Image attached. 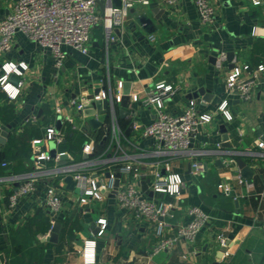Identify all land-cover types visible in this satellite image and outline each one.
Wrapping results in <instances>:
<instances>
[{
	"label": "crops",
	"instance_id": "1",
	"mask_svg": "<svg viewBox=\"0 0 264 264\" xmlns=\"http://www.w3.org/2000/svg\"><path fill=\"white\" fill-rule=\"evenodd\" d=\"M15 1L0 0V20L11 12ZM210 4L215 11L212 24L201 21L191 0H179L175 7L157 2L136 4L125 25L113 30L114 41H108L103 27H97L91 31L86 55L63 46L67 58L60 69L47 51L22 33L15 34L11 51L0 53V77L5 63L26 67H19L20 76L8 78L12 85L22 81L15 100L0 86V264H88L87 252L94 253V264H264V153L256 147L264 141V74L258 75V84L247 101L235 91L228 93L225 86L233 63L249 65L247 78L258 65H264V5L254 6L250 0H210ZM97 8L102 12L103 4L98 3ZM142 16L150 21L147 29L138 21ZM221 52L226 61L217 69L215 61ZM108 80L113 87L118 81L128 86L126 112L120 113L123 87L115 112L124 136L143 150L153 145L151 139L141 137L153 111L140 102L155 83L166 81L177 89L166 102L169 114L180 115L188 109L212 114L213 120L193 140V148L203 152L199 159L204 174L191 177L187 156L171 160L173 168L184 176L186 190L182 198L164 197L173 204L174 224L188 220L186 213L191 206H206L210 218L195 243L181 241L173 251L152 256L155 238L151 231L130 212L120 210L114 197L80 205L74 190L67 188L65 177L47 171L70 161L63 158L59 163L36 165L32 141L43 139L49 126L63 134L62 129L69 127L76 138L68 144L63 136L61 143L42 144L40 150L65 152L75 162L85 159L84 144L102 142V131L90 123L94 115L90 112L95 111L87 110L82 116L69 103L84 91L87 95L96 93ZM223 100L228 101L229 121L216 110ZM7 105L13 107L14 114L5 122L1 111ZM57 106L60 114L55 112ZM103 108H97L98 112H105ZM133 124L138 127L133 129ZM130 125L132 132L127 136ZM6 126L11 129L2 138ZM222 128L232 149L222 146ZM141 160V171L149 176L157 158ZM237 160L250 168L248 178L241 175ZM26 177L41 182L11 207L9 199ZM45 182L63 192L62 209L56 215L44 206ZM220 184L228 187L227 195L218 188ZM99 219L107 222L101 235ZM55 222L60 231L51 242L47 238ZM219 235L227 239L224 249ZM90 246L91 251H87ZM225 250L229 255L222 258Z\"/></svg>",
	"mask_w": 264,
	"mask_h": 264
},
{
	"label": "built area",
	"instance_id": "2",
	"mask_svg": "<svg viewBox=\"0 0 264 264\" xmlns=\"http://www.w3.org/2000/svg\"><path fill=\"white\" fill-rule=\"evenodd\" d=\"M100 0H16L11 12L0 20V53L11 51V40L16 33H22L40 49L47 51L54 61L57 69L63 66L67 53L62 47L67 46L83 55L88 53L86 45L89 43L91 31L103 27L108 41H114V29L122 28L128 20L129 12L136 4L149 6L153 2L159 5L175 7L179 0H121V5L116 7L112 0H102L103 10L98 11ZM195 5L199 18L204 24H212L215 20V11L210 0H191ZM254 6H263L264 0H250ZM226 61V54L221 52L215 61L217 69L222 68ZM26 69L23 63H5L1 66L3 71L0 77V86L9 99L15 100L22 87V81L16 85L9 83L10 75L20 76L19 70ZM249 65L233 67L226 76L225 86L228 93L237 91L241 100L247 101L252 91L257 86L259 74H264V65H258L247 78ZM123 83L118 81L113 87L110 80L106 85L99 87L96 93L87 95L84 91L78 99H73L69 107L75 112L84 115L87 110H94L93 119L102 131L101 141L105 142L104 148L99 150L93 141L83 145L82 152L85 159L80 162L73 161L65 152L54 154L40 150V145H57L63 140L64 134L53 126L45 129L43 139L32 141L34 159L37 166L45 162H60L65 158L63 166L47 170L50 175L71 176L74 181L76 197L80 205L91 202H101L113 194L117 207L132 214L138 223H144L155 238L152 256L171 252L181 242L193 244L204 229L210 215L200 206H191L187 210L186 222L174 224L172 219L173 204L167 198H182L186 190V181L181 172H177L171 160L177 157L190 158L189 174L199 177L204 174V165L199 157L202 151L193 148L194 138L198 131L213 120L211 113H202L196 109L185 110L180 115H171L166 110V102L177 91L166 81L155 83L146 92L145 98L140 102L143 108L153 111L152 121L143 127L141 137L153 141L150 150H143L138 143L128 140L119 126L115 107L120 101ZM106 101L103 108L105 112H98L97 102ZM228 101L223 100L216 110L226 120H231L227 111ZM57 114L61 107L55 108ZM138 127V126H137ZM133 124V129L137 128ZM1 129V127H0ZM125 143V144H124ZM256 147L264 153V141H259ZM156 157V162L151 167L150 175L143 174L141 158ZM118 186L115 189V181ZM147 181L149 197L141 189L142 181ZM36 177H26L10 197V206L15 207L19 199L27 196L36 189ZM41 182V181H39ZM44 184V206L46 210L56 215L62 209V190L52 183ZM219 189L227 195L229 189L226 185H218ZM161 196L163 198H161ZM98 235L107 227L105 219L97 221ZM219 244L223 249L227 246V239L218 236ZM93 249V247H92ZM91 251V246L87 247ZM93 251V250H92ZM91 256H90V255ZM229 255L222 251V258ZM88 264H94L93 252H87Z\"/></svg>",
	"mask_w": 264,
	"mask_h": 264
},
{
	"label": "water",
	"instance_id": "3",
	"mask_svg": "<svg viewBox=\"0 0 264 264\" xmlns=\"http://www.w3.org/2000/svg\"><path fill=\"white\" fill-rule=\"evenodd\" d=\"M99 3L100 4H103V1L100 0ZM112 4L114 6H116V7H119L121 5V0H112ZM155 9L157 10V8H155ZM138 21H139V23L144 24L145 25L144 26L145 28L148 25H150V21L145 16L140 17L138 19ZM127 87H128L127 85H124L123 86V96H122L121 103H120V105L122 107V110H120L121 115H124L125 114V112H126L125 109L128 106V104H129L128 103L129 102V98H128V92L129 91H128V88ZM200 93L202 94V91H200ZM235 93L237 94V91H235ZM105 106H106V101H104L103 103H101V102H97L96 103V107L98 109H100L101 107H105ZM93 114H94L93 111L90 112V115H93ZM90 123H91V125L93 127L98 126V123L94 119H91L90 120ZM10 129H11L10 126L3 127V130L1 132L2 138H6L7 137V134H8V132H9ZM222 129H223V131H222V133H223V136H222V142H223V144H222V146L224 148H227V149H232V145L228 141V136L225 133L224 128H222ZM131 132H132V125H130L128 127V129L126 130L125 134L127 136H129ZM52 152H53V149H52ZM216 165L220 167L221 166V161L220 160H217L216 161ZM237 167L239 168V170L241 172V175L243 177H245V178H248L249 177V174L251 173L250 168L242 160H237ZM64 182L66 183L68 189H72V190H74L75 193H77V190L74 189V181L72 180V177L71 176L65 177ZM117 186H118V180L115 181V184H114L115 189L117 188ZM141 189L149 197H152V193L151 192H147V183L146 182L142 181V183H141ZM110 196L113 197V194H111ZM59 231H60V224L58 222H55L54 225L52 226L51 232H50L49 237L47 238V240L48 241H51V242L56 241L57 235H58Z\"/></svg>",
	"mask_w": 264,
	"mask_h": 264
},
{
	"label": "trees",
	"instance_id": "4",
	"mask_svg": "<svg viewBox=\"0 0 264 264\" xmlns=\"http://www.w3.org/2000/svg\"><path fill=\"white\" fill-rule=\"evenodd\" d=\"M13 114H14V113H13V107H12L11 105H7V106L5 107V109L3 108V110L1 111V119H2V120H5V122H6V120H7L8 118H10L11 116H13ZM62 131L64 132V140H63V141H65V143L67 142V143L69 144L71 140H73V139L76 138V133H75V132L72 133V132L70 131V128H69V127H66V126H65V128L62 129ZM70 133H72V136L70 135ZM81 135H82V134H81ZM78 136H79V135H78ZM10 144H11V145L13 144L12 141L9 143V146H10ZM97 144H98V146H100L101 149H102V148H104L105 142H100V141H99ZM78 159H79V157H76V160H78ZM200 207H202L205 211L208 212L206 206L202 205V206H200Z\"/></svg>",
	"mask_w": 264,
	"mask_h": 264
}]
</instances>
